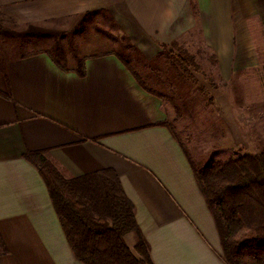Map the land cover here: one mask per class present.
Wrapping results in <instances>:
<instances>
[{
    "label": "crops",
    "instance_id": "0c3cea01",
    "mask_svg": "<svg viewBox=\"0 0 264 264\" xmlns=\"http://www.w3.org/2000/svg\"><path fill=\"white\" fill-rule=\"evenodd\" d=\"M98 12L149 60L200 30L224 83L225 113L234 76L264 66V0H0V29L61 36ZM46 52L0 57V264H82L26 159L34 152H47L70 177L115 170L154 264H225L192 167L161 125L170 119L166 104L114 53L66 55L64 72ZM79 59L84 78L75 73ZM127 243L133 248L135 236Z\"/></svg>",
    "mask_w": 264,
    "mask_h": 264
},
{
    "label": "trees",
    "instance_id": "16d2710c",
    "mask_svg": "<svg viewBox=\"0 0 264 264\" xmlns=\"http://www.w3.org/2000/svg\"><path fill=\"white\" fill-rule=\"evenodd\" d=\"M0 35L11 38L1 29ZM161 52L172 65L190 79H195L192 70L199 71V67L194 57L180 48L179 42L162 45ZM46 53L60 70L67 71L63 49ZM117 58L146 92L164 100L161 94L144 86L130 61ZM214 61L217 65L216 58ZM75 73L80 78L85 77V60H78ZM161 125L172 132L168 123ZM180 146L214 219L224 263L264 264V150L260 154H245L227 162L198 168ZM26 159L42 177L78 262L154 264L150 245L136 220L135 206L126 195L115 170L105 169L70 177L47 152L28 153ZM129 235L136 238L133 248L127 243ZM0 243L4 247L1 236Z\"/></svg>",
    "mask_w": 264,
    "mask_h": 264
},
{
    "label": "rangeland",
    "instance_id": "374dc122",
    "mask_svg": "<svg viewBox=\"0 0 264 264\" xmlns=\"http://www.w3.org/2000/svg\"><path fill=\"white\" fill-rule=\"evenodd\" d=\"M1 42L0 57L8 52L25 56L61 48L70 60L90 53H114L130 61L144 86L164 97L171 133L198 168L264 150V66L234 76L229 91L233 109L225 113L224 83L200 30L179 43L199 67V71L192 70L195 79L172 65L163 53L153 60L144 58L107 12L86 15L61 36H0Z\"/></svg>",
    "mask_w": 264,
    "mask_h": 264
}]
</instances>
